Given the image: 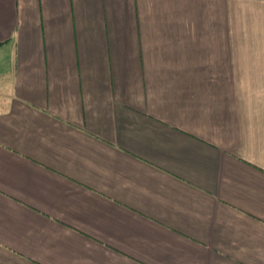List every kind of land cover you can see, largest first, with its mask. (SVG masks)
Masks as SVG:
<instances>
[{"label": "crops", "instance_id": "0c3cea01", "mask_svg": "<svg viewBox=\"0 0 264 264\" xmlns=\"http://www.w3.org/2000/svg\"><path fill=\"white\" fill-rule=\"evenodd\" d=\"M0 264H264V0H0Z\"/></svg>", "mask_w": 264, "mask_h": 264}]
</instances>
